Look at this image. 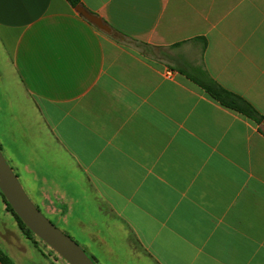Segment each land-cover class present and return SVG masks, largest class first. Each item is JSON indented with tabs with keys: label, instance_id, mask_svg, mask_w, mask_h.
Masks as SVG:
<instances>
[{
	"label": "crops",
	"instance_id": "1",
	"mask_svg": "<svg viewBox=\"0 0 264 264\" xmlns=\"http://www.w3.org/2000/svg\"><path fill=\"white\" fill-rule=\"evenodd\" d=\"M79 1L110 32L67 0H0L43 129L12 165L37 206L96 264H264V133L194 80L264 115V0Z\"/></svg>",
	"mask_w": 264,
	"mask_h": 264
},
{
	"label": "rangeland",
	"instance_id": "2",
	"mask_svg": "<svg viewBox=\"0 0 264 264\" xmlns=\"http://www.w3.org/2000/svg\"><path fill=\"white\" fill-rule=\"evenodd\" d=\"M156 52L158 54L162 53L160 51ZM203 78L204 76L201 73L198 79ZM38 129L43 130L39 123V116L33 108L31 100L22 91L21 86L18 85L6 60V52L0 46V149L35 205H38V203L27 188L15 165L18 163L17 159L27 160L30 153H39V150L34 149L32 146L34 141L38 140L36 135ZM38 207L57 227L62 231H66L52 216L45 213L40 206ZM67 235L69 234L67 233ZM69 236L73 238L71 235ZM73 239L80 244L79 238ZM0 253L9 258V264H68L34 233H24L20 229L14 215L7 209L5 198L1 192ZM106 257L107 259H103V257L101 259L104 263L107 261V264H154L144 257L134 259L129 253L121 251L113 259Z\"/></svg>",
	"mask_w": 264,
	"mask_h": 264
},
{
	"label": "water",
	"instance_id": "3",
	"mask_svg": "<svg viewBox=\"0 0 264 264\" xmlns=\"http://www.w3.org/2000/svg\"><path fill=\"white\" fill-rule=\"evenodd\" d=\"M82 17L98 29L110 32L111 28L97 16L86 10L81 4L74 7ZM0 192L13 212L25 226L42 239L69 264H96L82 246L67 233L57 227L29 198L12 167L6 161L0 149Z\"/></svg>",
	"mask_w": 264,
	"mask_h": 264
},
{
	"label": "trees",
	"instance_id": "4",
	"mask_svg": "<svg viewBox=\"0 0 264 264\" xmlns=\"http://www.w3.org/2000/svg\"><path fill=\"white\" fill-rule=\"evenodd\" d=\"M67 1L73 7L80 4L79 0ZM194 80L199 85H201L212 98L220 102L223 106L233 109L256 122L259 125L261 131L264 133V115L260 114L248 101L243 99L241 96L221 87L207 75L204 76L203 79L198 80L195 78ZM5 204L7 209L10 210V212L14 215L20 229L24 233L31 232L21 221V219L13 212L11 206L6 203V200ZM0 262L3 264H9V258L0 253Z\"/></svg>",
	"mask_w": 264,
	"mask_h": 264
},
{
	"label": "flooded vegetation",
	"instance_id": "5",
	"mask_svg": "<svg viewBox=\"0 0 264 264\" xmlns=\"http://www.w3.org/2000/svg\"><path fill=\"white\" fill-rule=\"evenodd\" d=\"M37 206V205H36ZM38 207V206H37ZM89 255V254H88ZM91 257V256H90ZM91 259H93L92 257H91ZM94 261V260H93ZM95 262V261H94ZM96 263V262H95Z\"/></svg>",
	"mask_w": 264,
	"mask_h": 264
}]
</instances>
